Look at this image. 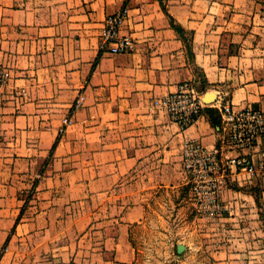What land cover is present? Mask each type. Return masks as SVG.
Masks as SVG:
<instances>
[{"label": "crops", "instance_id": "0c3cea01", "mask_svg": "<svg viewBox=\"0 0 264 264\" xmlns=\"http://www.w3.org/2000/svg\"><path fill=\"white\" fill-rule=\"evenodd\" d=\"M122 6L129 17L121 31L135 47L112 53L101 28ZM0 65L10 70L0 84V264H22L19 254L32 264L47 253L58 261L68 250L88 255L83 263L100 254L128 263L131 231L151 210L171 206L179 191L193 204L186 139L222 158L239 153L207 107L231 100L264 109V0H0ZM183 81L202 98L216 95L187 126L150 109ZM79 92L85 99L60 134ZM228 176L236 185L222 193L228 208L214 223L194 218L185 249L205 248L223 264L257 263L264 231L250 189L261 180Z\"/></svg>", "mask_w": 264, "mask_h": 264}, {"label": "built area", "instance_id": "2783aa9c", "mask_svg": "<svg viewBox=\"0 0 264 264\" xmlns=\"http://www.w3.org/2000/svg\"><path fill=\"white\" fill-rule=\"evenodd\" d=\"M128 17L129 7L122 6L104 19L101 44L112 53L130 52L135 47L134 37L121 31ZM9 77L10 70L0 65V84L7 82ZM19 93L26 95L27 90L21 88ZM84 99L85 94L79 92L72 109L61 118L60 134L73 124V111ZM205 105L196 88L189 81H183L177 90L153 97L150 109L164 110L181 126H187L202 113ZM218 111L228 142L239 153L222 158L216 149L209 148L198 139H186L182 152L183 169L188 177L192 202L199 216L211 221H217L226 207L222 202L225 175L245 172L248 180H261L264 184V147L259 146L264 137V109L253 104L240 106L231 100H224L218 105Z\"/></svg>", "mask_w": 264, "mask_h": 264}, {"label": "rangeland", "instance_id": "374dc122", "mask_svg": "<svg viewBox=\"0 0 264 264\" xmlns=\"http://www.w3.org/2000/svg\"><path fill=\"white\" fill-rule=\"evenodd\" d=\"M38 174L41 175V173ZM39 177L36 176V179H39ZM229 178L230 176L225 175L226 185L224 191L228 187ZM232 184L230 183L229 185ZM250 190L256 199V208L259 215L258 229L264 231V184L259 181L258 184ZM30 194L31 192H28L26 196H30ZM181 194L182 193L179 191L177 198H172V201L175 202H172L171 206L166 204L164 206H160L161 210H159L158 208H156L155 211L151 210V214H149V217L145 219L142 224L138 225L137 227H133L131 231L130 241L134 248V258L131 262L119 264H223L220 262V260H218L216 255L209 253L205 248L196 250L192 247L193 252L189 249L186 250L184 248L182 252H177V245L179 243L184 244V246L188 244L189 240L186 237L185 230L187 228V225L190 226V224H192V220L194 218L201 221L200 223L202 225L216 222L206 220L203 217L199 216L194 204H190L189 202H187L186 198L182 200L180 198ZM227 208L228 207L226 206L222 210V212H224V210H226ZM222 212L220 213L218 218L221 217ZM187 229H189V227ZM14 230L15 227H13L12 231ZM258 238L261 237L259 236ZM261 243L262 242H259V244ZM2 247V254L7 253V250L10 249H8V246L5 244ZM257 248L261 249L264 248V246H258ZM50 256L52 257V259L49 258ZM85 256L87 258L89 257L85 254L76 255V253L73 254V251L68 250V253L64 255L63 259L62 254H59L60 259L58 261H55V258L57 256L55 255L54 257L50 255V253H47L43 254L37 259V264H42V262L50 264L52 261V264H90L89 261L88 263H83V258ZM18 259L20 260H18V262H21L22 264H25L27 262L32 264L33 262V257H31V260H29L27 256H24L22 254H19ZM26 259L28 261H26ZM95 260L96 261L94 262V264H117L112 258H106V254L95 256ZM259 260L261 261L253 264H264L263 257H261Z\"/></svg>", "mask_w": 264, "mask_h": 264}, {"label": "trees", "instance_id": "16d2710c", "mask_svg": "<svg viewBox=\"0 0 264 264\" xmlns=\"http://www.w3.org/2000/svg\"><path fill=\"white\" fill-rule=\"evenodd\" d=\"M171 22H172V24L175 26V28H176V29H177V30L183 35L184 39L186 40V37H185L184 34H183L184 29H183L181 26L175 24L174 21H173V19H171ZM207 112H208V114H209V117H210L211 123H212L213 125H215V126H219V125H220V115H219L218 109H217V108H214V107H212V106H208V107H207ZM55 146H56V141L54 142L52 149H54ZM51 155H52V154H51ZM37 181H38V179H36V180L34 181L33 185H32V190H31V194H30V196H32V194H33L32 192L34 191V189H35V187H36ZM19 217H20V214H19ZM19 217L17 218L16 221H18ZM9 237H10V236L7 237V240L9 239Z\"/></svg>", "mask_w": 264, "mask_h": 264}, {"label": "water", "instance_id": "95a60500", "mask_svg": "<svg viewBox=\"0 0 264 264\" xmlns=\"http://www.w3.org/2000/svg\"><path fill=\"white\" fill-rule=\"evenodd\" d=\"M216 99V95L213 91H208L205 93V95L203 96V100L206 103H210L213 102ZM185 246L182 243H179L177 245V252H182L184 250Z\"/></svg>", "mask_w": 264, "mask_h": 264}]
</instances>
